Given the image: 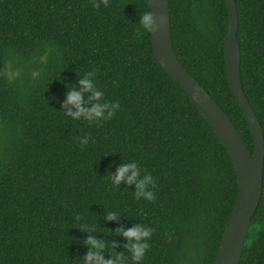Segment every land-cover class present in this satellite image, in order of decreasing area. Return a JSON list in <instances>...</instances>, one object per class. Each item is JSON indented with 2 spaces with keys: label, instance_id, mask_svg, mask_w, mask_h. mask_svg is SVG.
<instances>
[{
  "label": "trees",
  "instance_id": "obj_1",
  "mask_svg": "<svg viewBox=\"0 0 264 264\" xmlns=\"http://www.w3.org/2000/svg\"><path fill=\"white\" fill-rule=\"evenodd\" d=\"M244 93L264 132V0H235ZM180 62L254 138L229 89L226 0H169ZM149 0H0V264H82L89 234L131 264L116 230L152 229L142 264H215L237 201L234 164L182 87L159 65L139 25ZM47 53V62L40 57ZM21 70L9 81L6 71ZM40 75L33 79V71ZM95 70L111 119L64 115L69 85ZM88 99V97H85ZM87 136V145L80 140ZM135 161L153 201L109 177ZM108 212L118 214L106 221ZM112 242L115 247L111 246ZM108 259L109 257H105ZM240 264H264V188Z\"/></svg>",
  "mask_w": 264,
  "mask_h": 264
},
{
  "label": "water",
  "instance_id": "obj_2",
  "mask_svg": "<svg viewBox=\"0 0 264 264\" xmlns=\"http://www.w3.org/2000/svg\"><path fill=\"white\" fill-rule=\"evenodd\" d=\"M226 3L229 9L228 33L224 39L227 79L231 94L251 129L254 155L232 120L178 59L171 34L169 0H149L154 29L151 31L152 49L157 62L197 106L234 164L238 180L237 201L215 264H240L248 232L263 195L264 132L242 86L237 4L235 0H226Z\"/></svg>",
  "mask_w": 264,
  "mask_h": 264
},
{
  "label": "clouds",
  "instance_id": "obj_3",
  "mask_svg": "<svg viewBox=\"0 0 264 264\" xmlns=\"http://www.w3.org/2000/svg\"><path fill=\"white\" fill-rule=\"evenodd\" d=\"M108 0H91L92 7L99 8L101 5L107 6ZM139 25L146 32L153 31V16L150 12H145L139 18ZM40 62H47V53L40 57ZM5 75L9 81L16 80L21 75L20 69L6 71ZM40 75V71H33V79ZM95 70L85 72L77 81L80 86L79 90H75L69 85L65 99L61 105L64 115L73 120H84L89 124L99 123L104 120L111 119L119 110L120 105L117 102H109L104 97V92L96 86ZM88 97V99H85ZM88 139L85 136L80 140L82 146L87 145ZM141 168L135 162L122 163L109 179L115 187L123 182L125 185H134L136 199L143 198L145 201H153L155 198L151 188L155 187L153 176L144 172L141 175ZM118 214L116 212H108L106 221H115ZM116 234L126 241V251L130 255L131 264H142L145 253L149 248L148 241L152 236V229L142 225L134 224L130 228L116 230ZM106 242L104 239L98 238L96 235L89 234L84 241L87 253L82 258V264H127L126 258L120 253L105 255ZM111 243L114 248L115 245ZM109 257L106 259L105 257Z\"/></svg>",
  "mask_w": 264,
  "mask_h": 264
}]
</instances>
